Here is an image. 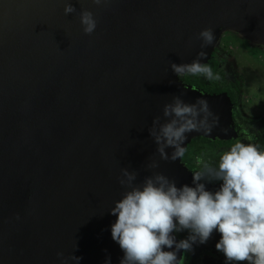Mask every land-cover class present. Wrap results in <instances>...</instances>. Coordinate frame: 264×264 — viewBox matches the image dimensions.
I'll use <instances>...</instances> for the list:
<instances>
[{
	"label": "water",
	"instance_id": "obj_1",
	"mask_svg": "<svg viewBox=\"0 0 264 264\" xmlns=\"http://www.w3.org/2000/svg\"><path fill=\"white\" fill-rule=\"evenodd\" d=\"M70 2L76 11L65 14V0H0V264H62L57 252L63 264L109 255L118 264L110 208L126 187L121 170L135 171L136 183L157 172L193 182L150 134L154 118L168 119L163 106L175 96L207 101L211 133H188L184 148L197 135L236 137L229 98L181 82L172 63L197 58L206 27L214 39L223 27L264 35V0ZM85 8L97 19L91 34Z\"/></svg>",
	"mask_w": 264,
	"mask_h": 264
},
{
	"label": "clouds",
	"instance_id": "obj_2",
	"mask_svg": "<svg viewBox=\"0 0 264 264\" xmlns=\"http://www.w3.org/2000/svg\"><path fill=\"white\" fill-rule=\"evenodd\" d=\"M93 2L100 4L102 0ZM75 11L70 0H65V14ZM79 17L83 31L93 33L97 27L93 12L82 9ZM214 35L211 27L201 29L197 36L202 50L197 58L189 63H172L173 71L178 76L217 78L212 67L201 62L206 55L203 49L213 43ZM163 115L168 119L160 123L159 117L154 118L150 129L163 159L169 158L166 147L174 149L171 159L184 155L188 133H211L213 125L207 119L211 112L203 98L186 103L175 96L163 106ZM222 131L226 134L228 129ZM197 162L201 169L193 172L191 185L177 186L175 180L159 172L136 183L135 171L121 170L119 183L126 187L110 208L116 217L111 237L123 252L118 264H179L178 253L207 243L214 232L219 233L215 247L223 254L225 264H264V149L237 140L220 154L215 165L199 157ZM205 181L219 184L211 190ZM183 231L187 236L177 239L175 234ZM57 256L63 264V252H57ZM74 259L79 264L80 257ZM104 264H111L110 255Z\"/></svg>",
	"mask_w": 264,
	"mask_h": 264
},
{
	"label": "rangeland",
	"instance_id": "obj_3",
	"mask_svg": "<svg viewBox=\"0 0 264 264\" xmlns=\"http://www.w3.org/2000/svg\"><path fill=\"white\" fill-rule=\"evenodd\" d=\"M233 29L235 28L223 27L220 29L209 51L211 53L207 62L212 58V52L217 49L220 53L225 55V61L229 62L228 64L231 65V76L227 74L224 78L230 80L231 77H233L236 79L237 84H240L238 85L239 91H237L235 95V106H238L234 108L230 106L231 115L233 114V110H238L236 114L241 113L243 115V117L240 118H236L235 116L232 117L233 129L236 133L235 136H239L240 140L245 143H254L255 131H258V118L264 114V35L260 32H254L253 30H249L252 31L251 33L242 32L241 35L232 31ZM241 38L248 40L252 46H259V48L263 50H259L258 54L255 51L251 52V48L239 42ZM242 46H244L245 50L242 49ZM259 53H263V56H259ZM244 54L245 59H243ZM252 62H254L252 65L257 67L256 75L246 67L250 66ZM235 63L237 64L236 68H232V65H235ZM186 77L187 74L178 76L179 80L183 83H187L184 79ZM252 77H254L253 80ZM235 126H238L239 129L237 130ZM248 137H251V140H249ZM212 142L213 139L205 136H193L187 143L184 154L186 157H189L190 161L195 166L201 167V164L197 162L198 157L215 165L220 154L228 147L220 148L212 144L209 148L196 151L197 147L204 146L205 143L211 144ZM255 144L261 149H264V142ZM183 157L184 155L181 156V160L185 162ZM185 165L192 172L186 162ZM212 183L219 182L214 181ZM175 235L177 239H181L187 236V231L176 233ZM218 239L219 233L214 232L207 243L194 245L192 251H181L178 253L179 264H225L223 254L215 247ZM244 264H247V262H244Z\"/></svg>",
	"mask_w": 264,
	"mask_h": 264
},
{
	"label": "flooded vegetation",
	"instance_id": "obj_4",
	"mask_svg": "<svg viewBox=\"0 0 264 264\" xmlns=\"http://www.w3.org/2000/svg\"><path fill=\"white\" fill-rule=\"evenodd\" d=\"M239 42L243 45H245L246 47H249L251 48V52L252 51H255L257 54H258V51H262L263 49L262 48H259V46H252L250 44V42L246 39H243L241 38L239 40ZM242 49L245 50L244 46H242ZM241 49V50H242ZM212 58L207 62V64H209L212 69H213V72L216 74L217 78L215 79H212V80H209L207 78H205L204 76L202 75H199L197 77V83L194 82V83H191V82H188L190 85L194 86V87H197L199 89H202L204 90L205 92H208V93H211V94H222L224 93L230 100L231 102V106L232 108L234 107H237L235 106V103H236V98H235V95H236V92L239 91V88H238V85L240 84H237L236 82V79L231 77L230 80H227V78H224L225 75L229 74V76H231L232 74V70H231V65H229L227 61H225V55L223 53H220L219 50H214V52H212ZM263 56V53H259V56ZM243 59H245V54L243 55ZM254 62H252L250 64V66H246L248 69H250L252 71V73L254 75L257 74L256 72V69L257 67H255L254 65H252ZM236 63L235 65H232V68L235 67L236 68ZM223 73V74H221ZM254 77H252V80H253ZM233 104V105H232ZM236 111L238 110H233V114L231 115V117L235 116L236 118H240V117H243V115L241 113L239 114H236ZM259 120V124H258V131H255L256 134L254 136V142H258V141H262V138L261 137H258V134L260 132H263V127H264V114H262L261 117L258 118ZM236 125V124H235ZM243 125V124H241ZM233 126V124H232ZM235 128L238 130L239 127L238 126H235ZM237 138H239L240 140V137L238 136ZM214 141V140H213ZM259 143V142H258Z\"/></svg>",
	"mask_w": 264,
	"mask_h": 264
},
{
	"label": "trees",
	"instance_id": "obj_5",
	"mask_svg": "<svg viewBox=\"0 0 264 264\" xmlns=\"http://www.w3.org/2000/svg\"><path fill=\"white\" fill-rule=\"evenodd\" d=\"M199 75H195V76H193V75H187V77L186 78H184L186 81H188V82H191V83H194V82H196L197 83V77H198ZM258 137H263L262 138V141L261 142H264V127H263V132H260L259 134H258ZM237 140H239V138H233V139H227V140H214L211 144H209V143H205L204 144V146H201V147H197L196 148V151H201V150H203V149H206V148H209V147H211V145L212 144H214V145H216L217 147H228L229 148V146L231 145V144H233V143H235ZM258 142H260V141H258ZM258 142H254V143H258ZM188 149V148H187ZM187 151V150H186ZM187 153V152H186ZM183 159H184V161L188 164V166H189V168H191V170H193V172H195V171H198V170H200L201 169V167H199V166H195L191 161H190V159H189V157L187 156L186 157V155L184 154V157H183ZM212 182H214V181H212Z\"/></svg>",
	"mask_w": 264,
	"mask_h": 264
}]
</instances>
